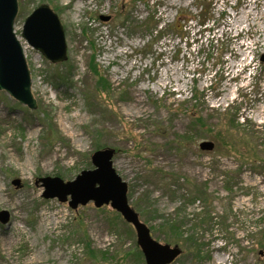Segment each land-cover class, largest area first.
<instances>
[{
    "label": "rangeland",
    "instance_id": "obj_1",
    "mask_svg": "<svg viewBox=\"0 0 264 264\" xmlns=\"http://www.w3.org/2000/svg\"><path fill=\"white\" fill-rule=\"evenodd\" d=\"M41 4L63 24L64 62L22 36ZM186 11L191 46L171 31L145 47V20ZM205 17L214 30L201 34ZM15 31L38 107L0 90V211L9 212L0 264H146L135 229L109 204L74 209L70 195L43 196L40 177L74 180L104 147L115 148L129 203L154 239L182 247L170 264H264V0H19ZM93 56L109 92L97 89ZM167 218L185 233L168 232Z\"/></svg>",
    "mask_w": 264,
    "mask_h": 264
},
{
    "label": "water",
    "instance_id": "obj_2",
    "mask_svg": "<svg viewBox=\"0 0 264 264\" xmlns=\"http://www.w3.org/2000/svg\"><path fill=\"white\" fill-rule=\"evenodd\" d=\"M18 12L19 0H0V90H5L30 109H37L31 71L24 47L15 31ZM100 18L107 21L111 16L101 15ZM22 36L51 62L61 63L68 59V43L63 24L48 4L39 5L26 17ZM214 145L209 140L200 143V147L206 150L213 149ZM114 153L115 148L112 147L94 151L92 162L95 168L83 170L74 180L64 181L59 176L40 177L38 181L45 186L43 196L67 201L70 195L69 205L74 209L91 201L97 207L110 204L135 228L137 243L144 253L146 264L172 263L182 254V247L154 239L150 227L129 203L128 184L113 165ZM13 183L19 185L20 179H14ZM8 219L9 212L0 211V220L5 222Z\"/></svg>",
    "mask_w": 264,
    "mask_h": 264
},
{
    "label": "trees",
    "instance_id": "obj_3",
    "mask_svg": "<svg viewBox=\"0 0 264 264\" xmlns=\"http://www.w3.org/2000/svg\"><path fill=\"white\" fill-rule=\"evenodd\" d=\"M126 9V4H124V2H122L121 6H120V11L118 13L119 18H125L124 15L127 13L125 11ZM195 18V16L186 11L185 13L181 12L176 16V19L173 22H169V23H165L162 25V23H160L161 21L158 19H147L145 20L144 27L145 30L149 32L150 34V39L147 42V44L145 45V47H149V46H153L156 42L160 41L163 37H165L166 35H168L171 31L175 32L178 37L182 40L185 39V45L186 47H189L192 45L191 40V36H190V30L187 27V23L190 20H193ZM208 19L205 17L204 19L199 20V24H200V33H204V31L209 30V31H213L214 30V25L213 24L212 27H209V23ZM85 34H87V30H84ZM194 40H198L197 38H195ZM89 41L91 42V46L92 49H94V45L91 41V39H89ZM214 40L210 41V44H213ZM182 50L181 47H179V49L177 50V53H180ZM90 67L92 68V71L95 73L96 77H97V89L104 91V90H108V92L110 91V83L108 82V80L106 79V77L101 73V70L98 68L97 66V62L95 60V57L93 56L90 62ZM226 111V109L224 110ZM191 117L193 119V123L195 124V126L200 127L202 130H207V122L205 121V118L203 116V114L199 111H192L190 112ZM225 119H227L229 121V127H231L232 129L234 128V123L235 120L237 118H233L230 115H226ZM165 225L164 228L170 232V233H179V235L184 234L185 232L181 230V225L175 221H173L171 218H167L165 219ZM174 237V235H171ZM189 241L193 242L194 239L193 237H189Z\"/></svg>",
    "mask_w": 264,
    "mask_h": 264
},
{
    "label": "flooded vegetation",
    "instance_id": "obj_4",
    "mask_svg": "<svg viewBox=\"0 0 264 264\" xmlns=\"http://www.w3.org/2000/svg\"><path fill=\"white\" fill-rule=\"evenodd\" d=\"M141 249V248H140ZM141 251H142V249H141ZM142 253H143V251H142ZM143 255H144V253H143ZM145 257V256H144ZM146 261V260H145Z\"/></svg>",
    "mask_w": 264,
    "mask_h": 264
}]
</instances>
